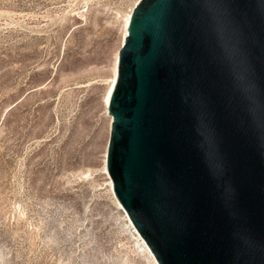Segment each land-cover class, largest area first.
<instances>
[{"label":"water","instance_id":"water-1","mask_svg":"<svg viewBox=\"0 0 264 264\" xmlns=\"http://www.w3.org/2000/svg\"><path fill=\"white\" fill-rule=\"evenodd\" d=\"M105 171L158 264H264V0H140Z\"/></svg>","mask_w":264,"mask_h":264},{"label":"rangeland","instance_id":"rangeland-1","mask_svg":"<svg viewBox=\"0 0 264 264\" xmlns=\"http://www.w3.org/2000/svg\"><path fill=\"white\" fill-rule=\"evenodd\" d=\"M135 0H0V264H152L103 171Z\"/></svg>","mask_w":264,"mask_h":264},{"label":"bare ground","instance_id":"bare-ground-1","mask_svg":"<svg viewBox=\"0 0 264 264\" xmlns=\"http://www.w3.org/2000/svg\"><path fill=\"white\" fill-rule=\"evenodd\" d=\"M135 5H136V0H135V2L133 4V8H134ZM133 8L131 9V11H129L128 13H126L125 16H124V18H123V34H122V38H121V44L123 42L124 36L126 35V27H127L128 19L130 17V14H131ZM121 44H120V46H121ZM118 51H119V49L117 50V52L115 54V60H114V63H113L111 81H110V84H109V86H108V88L106 90V93L104 95V100L103 101H104L105 106L107 104V101L109 100V95L111 93L113 84H114L115 79H116V74H117V61H118ZM106 109H107V107H106ZM109 122H111V117H110V121ZM104 162H105V157H104ZM103 171L106 173V171H105V163L103 164ZM108 185H109V189H110V191L112 193L111 182H110L109 178H108ZM117 204L120 207V209H122L121 205L118 202H117ZM122 211L124 212L123 209H122ZM124 218L126 219L128 225L130 226V229H131L133 235L135 236V239H136L137 243L139 244V247H140L141 251L144 252L149 259H151L152 264H158L157 261H156V259L153 256V254L151 253L149 247L145 243V241L140 237V235L138 234V232L136 231V229L132 226V223L129 220L128 216L125 214V212H124Z\"/></svg>","mask_w":264,"mask_h":264},{"label":"snow or ice","instance_id":"snow-or-ice-1","mask_svg":"<svg viewBox=\"0 0 264 264\" xmlns=\"http://www.w3.org/2000/svg\"><path fill=\"white\" fill-rule=\"evenodd\" d=\"M136 3H140V0H136Z\"/></svg>","mask_w":264,"mask_h":264}]
</instances>
